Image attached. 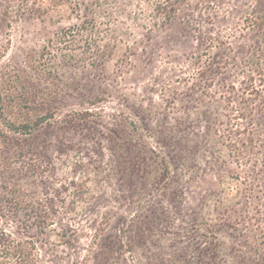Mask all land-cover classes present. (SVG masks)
I'll return each mask as SVG.
<instances>
[{
    "label": "rangeland",
    "instance_id": "obj_1",
    "mask_svg": "<svg viewBox=\"0 0 264 264\" xmlns=\"http://www.w3.org/2000/svg\"><path fill=\"white\" fill-rule=\"evenodd\" d=\"M261 2L0 0V226L33 264H264Z\"/></svg>",
    "mask_w": 264,
    "mask_h": 264
},
{
    "label": "trees",
    "instance_id": "obj_2",
    "mask_svg": "<svg viewBox=\"0 0 264 264\" xmlns=\"http://www.w3.org/2000/svg\"><path fill=\"white\" fill-rule=\"evenodd\" d=\"M88 15V14H87ZM250 25L255 31H258L264 35V4L263 2L260 5H256L251 9L250 12ZM27 128V126H25ZM16 129V128H14ZM115 131L113 140L116 143V148L122 150L124 155V160L129 161L125 170L128 171L130 176L133 175L135 167V154L129 153L131 146L127 143L125 138ZM171 146V143H170ZM125 152V153H124ZM130 155V156H129ZM34 205L26 204L24 202L16 203L15 209L17 214L19 212H24L26 215V221H33L32 225L36 229H39L40 232H43L47 229L46 218L41 216L37 210L34 209ZM42 213V212H41ZM45 217L48 218L46 215ZM216 257V256H215ZM33 246L31 242L28 241H16L9 234H7L3 228L0 226V264H33Z\"/></svg>",
    "mask_w": 264,
    "mask_h": 264
}]
</instances>
